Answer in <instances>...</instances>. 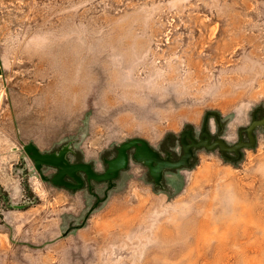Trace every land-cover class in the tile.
I'll return each mask as SVG.
<instances>
[{"label": "rangeland", "instance_id": "374dc122", "mask_svg": "<svg viewBox=\"0 0 264 264\" xmlns=\"http://www.w3.org/2000/svg\"><path fill=\"white\" fill-rule=\"evenodd\" d=\"M0 264H264V0H0Z\"/></svg>", "mask_w": 264, "mask_h": 264}]
</instances>
